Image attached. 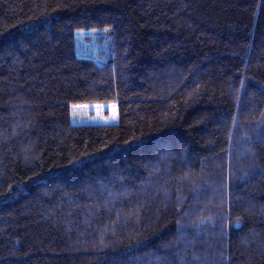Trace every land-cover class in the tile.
Returning <instances> with one entry per match:
<instances>
[{
  "label": "trees",
  "instance_id": "obj_1",
  "mask_svg": "<svg viewBox=\"0 0 264 264\" xmlns=\"http://www.w3.org/2000/svg\"><path fill=\"white\" fill-rule=\"evenodd\" d=\"M0 264H264V0H0Z\"/></svg>",
  "mask_w": 264,
  "mask_h": 264
},
{
  "label": "snow or ice",
  "instance_id": "obj_2",
  "mask_svg": "<svg viewBox=\"0 0 264 264\" xmlns=\"http://www.w3.org/2000/svg\"><path fill=\"white\" fill-rule=\"evenodd\" d=\"M78 31H83V30H78ZM93 31H95V29ZM76 107H77L76 105H73V108H76ZM80 107H87V105H81ZM97 107H102V105H97ZM115 107L116 106L113 105V108H115ZM115 116H116V113L114 112L112 118L115 119Z\"/></svg>",
  "mask_w": 264,
  "mask_h": 264
}]
</instances>
